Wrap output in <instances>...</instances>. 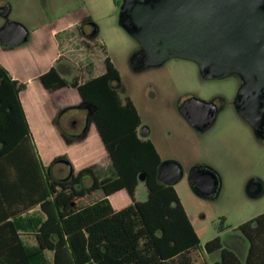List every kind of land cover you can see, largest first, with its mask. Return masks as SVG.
I'll return each instance as SVG.
<instances>
[{
    "label": "trees",
    "instance_id": "trees-1",
    "mask_svg": "<svg viewBox=\"0 0 264 264\" xmlns=\"http://www.w3.org/2000/svg\"><path fill=\"white\" fill-rule=\"evenodd\" d=\"M63 62L40 81L49 92L77 89V107L101 137L111 176L100 179L91 167L67 180L55 176L56 164L67 159L43 163L21 100L27 86L0 64V264H194L195 252L216 256L214 264H264V213L236 229L247 244L245 256L226 247L221 236L202 246L175 187L158 180L162 158L151 140L140 137V113L111 59L106 57L103 74L84 82L75 65L65 78ZM140 174L147 176L144 201L134 199ZM123 190L133 203L116 210L109 197ZM96 191L104 197L80 205ZM37 207L39 213L30 214ZM24 235H33L36 245Z\"/></svg>",
    "mask_w": 264,
    "mask_h": 264
},
{
    "label": "rangeland",
    "instance_id": "rangeland-1",
    "mask_svg": "<svg viewBox=\"0 0 264 264\" xmlns=\"http://www.w3.org/2000/svg\"><path fill=\"white\" fill-rule=\"evenodd\" d=\"M9 1L11 19L29 29L30 40L9 51L0 48V64L12 77L29 82L23 99L32 123L33 142L42 161L51 164L62 157L75 166L71 169L72 165L66 162L58 163L55 176L65 179L71 171L77 175L80 169L91 167L97 177L105 179L111 176V161L102 147L96 148L98 141L95 131L88 127L87 113L77 107L78 93L63 89L54 95L46 94L36 78L47 72L57 55L62 54L73 62L84 82L105 72L108 56L120 72L121 83L143 124L153 129L150 137L163 158L178 161L185 170L184 178L174 187L200 235L202 246L221 236L226 247L240 257L245 256L247 244L236 229L264 213V141L256 138L252 128L232 107L238 89L236 79L204 81L195 63L179 59L136 73L131 58L139 49L138 43L118 23L122 0ZM86 16L99 27L96 41L81 40L75 29L61 32L57 37L52 35V29L61 31L68 27L69 21L75 23ZM218 95L228 99L229 109L219 116L209 132L192 139L190 128L177 111V103L188 96L211 100ZM54 121L59 122L57 125L73 143L68 144L58 133ZM169 131L176 136V150L167 141ZM196 164L209 166L219 175L220 188L213 199L199 197L189 182L188 171ZM252 182L261 188L253 197L247 193ZM90 184L92 181L88 179L87 185ZM103 197L102 191H96L80 205H90ZM121 197L127 199L128 194L111 199L117 210L123 208ZM146 197V186L141 184L134 199L144 201ZM223 220L226 230L220 233ZM193 257L194 264H214L217 259L199 252L193 253Z\"/></svg>",
    "mask_w": 264,
    "mask_h": 264
},
{
    "label": "water",
    "instance_id": "water-1",
    "mask_svg": "<svg viewBox=\"0 0 264 264\" xmlns=\"http://www.w3.org/2000/svg\"><path fill=\"white\" fill-rule=\"evenodd\" d=\"M9 13L5 8L4 15ZM118 23L138 43L131 58L134 71L179 59L195 63L208 80L239 76L243 85L237 112L256 138L264 139V0H123ZM29 40L30 31L21 23L10 22L0 30L2 46L16 48ZM203 104L208 103L191 99L184 107ZM184 176V168L176 160H164L158 169V180L169 186ZM188 178L199 197L217 195L220 179L213 169L195 166ZM139 181L144 184L147 176L140 174ZM260 190L257 182L247 186L251 197Z\"/></svg>",
    "mask_w": 264,
    "mask_h": 264
},
{
    "label": "flooded vegetation",
    "instance_id": "flooded-vegetation-1",
    "mask_svg": "<svg viewBox=\"0 0 264 264\" xmlns=\"http://www.w3.org/2000/svg\"><path fill=\"white\" fill-rule=\"evenodd\" d=\"M122 4H123V0H122ZM122 4H121V6H122ZM121 6H120V9H121ZM5 8H8L10 11V13L7 16L4 15V9ZM11 12H12V5H11L10 1L9 0H0V20H1L0 30L7 23L15 22L11 19ZM74 29L79 34L80 39L85 41V42H88V43H92V42L96 41L99 37V27L97 24L94 23L92 18L89 16H86V17L79 19L78 22L76 23V25L74 26ZM0 48L3 51H9V50L13 49L10 47L2 46L1 42H0ZM147 69H150V68H147ZM147 69H144V70H147ZM144 70H142V71H144ZM142 71H135V72L140 73ZM232 77L235 78L237 83H238V89H237V93H236V96L234 98V101L232 102V107L234 108V111L239 116V114L237 112L238 94H239V90L241 89V87L243 85V80L239 76H232ZM232 77H229V78H232ZM201 78L204 81L225 80V79L208 80L202 76H201ZM226 79H228V78H226ZM191 99H197V100L205 101L208 104L198 105L195 107L185 109V107H184L185 103ZM229 105H230V102L228 101V99L222 95H218V96L212 98L211 100H203V99L196 97V96H188L186 99L180 100L177 103V111L180 113V115L182 116V118L186 122L187 126L190 128V130L192 132L191 138L192 139L194 138V140H195V137L197 139L200 138V136L205 135L207 132H209L215 126L219 116L221 114L225 113V111L227 109H229ZM187 115H189L190 117L193 118L194 124L189 122ZM141 120H142V117H141ZM211 120H213V121L211 122ZM87 124H88V127L90 128L91 123L89 122L88 114H87ZM146 131L148 132L147 135L144 134ZM139 135L142 139H149L154 143V145L156 146V148L158 150V153L160 154V156L162 158V161L173 160V159H164L163 158L157 144L150 137L153 135V129L150 126L144 125L143 121H142V124L139 128ZM175 138H176V136H175L174 132L169 131L167 134V141H169L171 143L170 146L176 150L177 142L175 141ZM261 141H264V139ZM174 142H176V143H174ZM199 165H202V166H205V167L212 169L211 167L203 165V164H196L195 166H199ZM195 166H193L192 168H194ZM192 168L189 169L188 175H189V172L192 170ZM88 179H91V178H87L85 180L86 185H87ZM91 181H92V179H91ZM131 200L133 203L132 198H131Z\"/></svg>",
    "mask_w": 264,
    "mask_h": 264
},
{
    "label": "crops",
    "instance_id": "crops-1",
    "mask_svg": "<svg viewBox=\"0 0 264 264\" xmlns=\"http://www.w3.org/2000/svg\"><path fill=\"white\" fill-rule=\"evenodd\" d=\"M78 22V21H77ZM77 22H72V21H69V23H68V27H66V28H64V29H61V31L60 30H57V29H52V35L53 36H58L61 32H65V31H67V30H71V29H74V26L76 25V23ZM60 60H65V62H63L62 64H60V71H61V73H62V75L65 77V78H71V76H73V69H72V65H74L73 64V62H71L70 60H67V59H64V57H63V55L62 54H58L57 55V57L55 58V60L53 61V63H52V65H51V67H50V69L52 68V67H54V66H57V64H58V62L60 61ZM49 69V70H50ZM48 70V71H49ZM47 71V72H48ZM47 72H45V73H47ZM45 73H41L37 78H36V81H39V83L42 85V83H41V81H40V77L43 75V74H45ZM15 80H18L20 83H23V84H26V89L25 90H27L28 89V86H29V82L28 83H25V82H23V81H21V80H19L18 78H15V77H13ZM43 86V85H42ZM43 88H44V86H43ZM65 89H69V90H72V91H75V92H77L78 93V91H77V89H73V88H65ZM24 90V91H25ZM44 90H46L45 88H44ZM23 91V92H24ZM61 91V90H60ZM60 91H57V92H49L48 90H46L45 91V93L47 94V93H49V94H51V95H54V94H57L58 92H60ZM23 92L21 93V100H22V103H23V106H24V110H25V113H26V116H27V119H28V121H29V125H30V128H31V131H32V134H33V130H32V123H31V120H30V118H29V116H28V112H27V109H26V106H25V102H24V99H23ZM46 94H45V96H46ZM78 96H79V93H78ZM79 99H80V102H81V98H80V96H79ZM51 104L53 105V102H51ZM80 104V103H79ZM44 106H45V104H44ZM33 108H36V106H33ZM56 109V108H55ZM59 109V111L61 110V107H59L58 108ZM57 123H59V122H56V121H54L53 122V126L56 128V130L58 131V133H60V135L62 136V127L60 126V125H57ZM90 131L91 130H94L95 132V138H96V140L98 141V144H97V147L96 148H99V146L100 147H102L103 148V150H104V152L106 153V155L108 156V153H107V151H106V149H105V146H104V144H103V142H102V140H101V137L99 136V133H98V131H97V129H96V127H95V125L94 124H91V126H90ZM63 137V136H62ZM95 148V149H96ZM94 154H95V151H94ZM94 154H93V156H94ZM109 157V156H108ZM45 165H50V164H46L45 162H43ZM70 164L72 165V167L74 168L75 166H74V164H72L71 162H70ZM81 170H83V169H80V171ZM141 185V184H140ZM140 185L137 187V189H136V192L138 191V189H139V187H140ZM136 192H135V194H136ZM122 193H127V191H125V190H123V191H120V192H118V193H116V194H114V195H112V196H110L109 197V200H110V202H111V199H112V197H114V196H116V195H119V194H122ZM128 194V193H127ZM122 198V197H121ZM138 201V200H137ZM119 202L121 203V204H123V208H125V207H127V206H129V205H131L132 204V200H131V197L129 196V194H128V198L127 199H125L124 197L122 198V200L120 201L119 200ZM126 202H128V204L126 205V206H124L125 205V203ZM111 204H112V202H111ZM113 205V204H112ZM114 207V206H113ZM122 208V209H123ZM115 209V208H114ZM117 210V209H116ZM121 210V209H120ZM33 213H36V214H38L39 213V207H37V208H35L34 210H32L31 212H30V214H33ZM23 239H24V241L26 242V243H28L29 245H31V246H35L36 245V239H35V237L33 236V235H24L23 236ZM48 256H49V258H51L52 257V254L51 253H48Z\"/></svg>",
    "mask_w": 264,
    "mask_h": 264
}]
</instances>
